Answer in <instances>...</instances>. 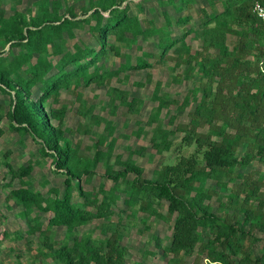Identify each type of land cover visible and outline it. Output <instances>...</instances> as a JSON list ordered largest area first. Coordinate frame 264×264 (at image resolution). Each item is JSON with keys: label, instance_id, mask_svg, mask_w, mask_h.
<instances>
[{"label": "trees", "instance_id": "16d2710c", "mask_svg": "<svg viewBox=\"0 0 264 264\" xmlns=\"http://www.w3.org/2000/svg\"><path fill=\"white\" fill-rule=\"evenodd\" d=\"M145 1L87 0L79 15L67 0H34L26 12L15 10L7 15L0 0V93L10 98L6 111L0 105V136L4 134L2 120L7 118L11 130L31 134L40 144L41 154L49 156L55 169L64 173L62 195L56 187L44 193L29 187L25 179L35 161L14 167L8 151L0 152V166L7 168L10 177L5 189L15 179L20 183L9 188L5 198L21 206L20 214L33 222L30 232L43 238L36 254L50 258L53 264H128L120 226L112 229L105 223L109 234L103 239L87 233L74 236L71 244L64 239L55 246L51 238L54 226H63L70 234L78 226L111 216L122 194L126 206L139 203V210L149 215L173 218L170 242L163 249L171 255L166 264H184L185 256L192 254L195 260L203 255L209 264H264V189L259 192L264 175L249 178L240 171L255 160L264 162V23L252 11L255 1L264 5V0H220L218 11L199 7L197 28L187 25L189 15L177 16L172 22L164 10L165 24L156 25L129 12L131 3L140 11ZM180 1L185 6L195 3ZM214 1H208L209 5ZM158 4L183 9L175 0H158ZM174 23L187 26L179 36L170 30ZM85 26L95 45L73 42L67 46L75 37L74 30ZM229 35L235 37L231 44ZM150 36H156L158 52L146 51L139 44V38ZM188 36L200 39V46L193 49ZM131 49L138 51L133 61L127 53ZM109 52L124 55V62L108 69L103 59ZM166 59L173 60L176 67L184 66L177 77L199 79L191 98L186 95L177 108L184 110L191 100L196 104L186 122L177 123L173 131L160 130L152 146L169 150V135L179 132L175 148L187 153L180 152L175 162L162 165L154 178L144 177V169L127 158L120 161L118 170L106 167L104 175L113 184L100 182L96 190L85 189L82 176L91 179L92 167L111 157L112 144L106 150L96 148L91 158L79 154L61 125L65 107L53 106L59 90L81 83L105 84L119 71L148 69ZM34 87L37 97L32 96ZM112 91L128 111L136 110L137 96L128 100L121 90ZM154 98L160 109L163 100L157 87ZM52 117L57 125L51 123ZM90 117L100 123L97 116ZM175 119L172 115L171 121ZM128 174L134 175L131 180H127ZM119 179L125 180L123 186ZM207 180L215 181L221 190L232 184L226 196L229 207L235 209L231 215L221 217L211 211L206 201L216 191L204 185ZM75 193L80 201L73 200ZM159 200L167 202L165 215L153 206ZM254 200L256 205L251 203ZM218 202L223 205L220 199ZM39 213L48 215L46 228H42ZM255 230L263 235L256 236ZM154 239L160 247V238Z\"/></svg>", "mask_w": 264, "mask_h": 264}, {"label": "rangeland", "instance_id": "374dc122", "mask_svg": "<svg viewBox=\"0 0 264 264\" xmlns=\"http://www.w3.org/2000/svg\"><path fill=\"white\" fill-rule=\"evenodd\" d=\"M1 1L5 13L8 15L15 10L26 12L32 8L34 0ZM67 1L73 5L75 12L79 15L82 7L87 4V0ZM208 1L210 0H195L192 6H185L180 0H175L176 6L181 4L183 6L181 11H177L171 4L162 5L158 4V0H146L143 9L140 11L131 3L129 12L131 14L138 13L140 17L151 19L156 25L165 24L164 10L172 22L177 16L189 15L191 19L187 25L197 28L200 17L199 7H205L207 11L221 9L220 0H215L214 5H209ZM185 27L187 26L184 24L174 23L170 26V30L173 35L179 36ZM74 31L75 37L67 41V46L70 47L73 42L95 45L96 42L91 33L87 31V26ZM113 39V36H110L109 42H112ZM186 39L193 49L200 46V39L191 40L190 36ZM234 40V36L229 35L227 38L229 44ZM156 42V36H150L146 39L139 38L141 47L149 52L159 51ZM127 53L131 55L133 61L138 51L131 49L127 50ZM122 62H124V55L115 56L112 52H109L103 59L104 66L108 69L117 68ZM183 68L184 66H174L173 60L166 59L164 62L155 63L153 67L148 69L119 71L105 84L90 83L86 85L81 83L76 88L70 85L68 89L61 88L59 90L53 106L57 109L65 107L61 125L72 145L77 147L79 154L91 158L96 148L106 150L108 145L112 144L111 157L108 159L104 157L96 166L92 167L94 173L91 179L88 181L85 175L82 176L85 189L96 190L100 182H104L108 186L113 184V181L104 175L106 167L109 166L113 170H118L122 168L120 161L127 158H132L136 164L144 169V177L154 178L162 165L175 162L176 155L180 152L187 153L186 150L179 149V147L175 148L180 141L181 133L179 132L169 135L172 139L169 150L157 149L152 146V140L154 137L158 138L160 130L173 131L177 123L186 122L189 119L188 112L196 104V101L191 100L184 110L177 108L178 103L186 95L191 98L193 88L199 82L196 76L177 77L180 76ZM176 78L180 80H176ZM156 87L157 95L160 100H163V106L160 109H157L159 100L154 98ZM112 88L121 90L128 100L137 96L136 110L134 112L128 111L127 107L120 103L117 93L112 91ZM32 96H38L36 87L32 89ZM9 103V96L0 93V105L4 111L9 108ZM92 114L100 118L99 124H96L90 117ZM172 115L176 117L173 121H171ZM51 123L57 125V120L52 117ZM2 127L4 134L0 136V152L8 151V158L12 165L18 167L29 160L35 161L31 175L25 178L29 182V187L44 193L49 188L56 187L59 194L62 195L64 173L55 169L49 156L41 154L40 144L33 139L31 134L11 130L8 127L7 118H3ZM137 150H142V152L137 153ZM6 170L4 165L0 166V264H53L50 258L36 254L37 247L42 243L43 238L38 232H30L29 227L33 225V222L20 214L21 206L5 198V192L9 188L20 186L18 180L15 179L5 189L10 178ZM240 171L249 178L263 176L264 162L255 160L247 168ZM133 176V174H128L127 180H131ZM119 182L120 186L125 184V180L119 179ZM204 185L216 191L206 201L209 203L212 212L224 217L235 211L233 207H229L226 197L233 188L231 183H228L225 190H221L213 180H207ZM263 189L264 183H261L259 192ZM123 196L122 194L116 204L113 205V214L109 217L95 219L85 225L78 226L70 234L63 226L52 227L51 238L55 246L64 239L71 244L74 236L87 233L91 234L93 238L103 239L109 234V231L104 230L103 225L110 223L112 229L116 226L122 228V243L127 250L126 263L166 264L171 255L165 253L163 249L170 242L173 218L167 219L149 215L139 210V203L126 206L123 202ZM242 196H244L243 191H241ZM219 199L223 205L219 206ZM73 200L80 201L81 198L77 197L75 193ZM251 203L256 205L257 200ZM153 206L163 215L166 214L167 202L165 200L155 201ZM39 216L42 228H46L48 215L39 213ZM14 232L19 233L21 237H15ZM254 233L260 237L263 235L257 230ZM154 236L160 238V247L155 244ZM259 247L260 244L258 243L256 252H258ZM197 262L209 264L203 255L196 260L195 254L184 258V264H196Z\"/></svg>", "mask_w": 264, "mask_h": 264}, {"label": "built area", "instance_id": "2783aa9c", "mask_svg": "<svg viewBox=\"0 0 264 264\" xmlns=\"http://www.w3.org/2000/svg\"><path fill=\"white\" fill-rule=\"evenodd\" d=\"M252 11L257 16V18L264 23V5L259 1H255L252 5Z\"/></svg>", "mask_w": 264, "mask_h": 264}]
</instances>
